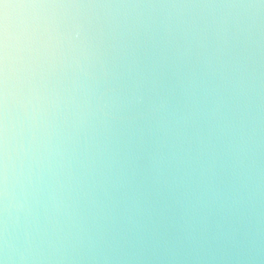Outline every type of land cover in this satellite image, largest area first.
<instances>
[{
  "label": "clouds",
  "instance_id": "clouds-1",
  "mask_svg": "<svg viewBox=\"0 0 264 264\" xmlns=\"http://www.w3.org/2000/svg\"><path fill=\"white\" fill-rule=\"evenodd\" d=\"M0 264H264V0H0Z\"/></svg>",
  "mask_w": 264,
  "mask_h": 264
}]
</instances>
